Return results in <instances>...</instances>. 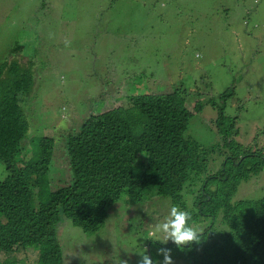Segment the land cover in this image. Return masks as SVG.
Here are the masks:
<instances>
[{
	"label": "trees",
	"instance_id": "16d2710c",
	"mask_svg": "<svg viewBox=\"0 0 264 264\" xmlns=\"http://www.w3.org/2000/svg\"><path fill=\"white\" fill-rule=\"evenodd\" d=\"M255 7L249 4L245 17ZM228 12L223 8L219 15ZM255 32L247 30L241 37L247 38L254 57H264ZM140 36L143 42L144 34ZM167 39L170 44L161 46L166 50L163 61L166 54L173 71L166 73V87L152 67L143 70L138 66L127 77L118 74L115 82H121L116 85V100L69 130L75 131L64 143L68 175L55 187L50 181L55 137L29 138L31 148L24 152L22 147L32 128L29 116L34 117L26 111L22 95L27 99L33 91L31 60L22 64L5 57L0 62V161L8 172L0 180V253L33 247L38 250L36 264H63L56 236L59 223L69 219L80 231L95 232L103 224L107 207L122 193L139 202L145 190L155 189L172 207L189 213L188 226L199 227L195 229L199 242L178 246L176 258L183 257L189 264H264V192L233 200L240 183L264 168V149L233 145L232 136L240 135L241 130L236 111L230 112L232 104L241 101L242 92L258 101L253 96L260 92V81L253 78L241 86L239 77L229 71L228 84L215 91L203 65L214 61L203 60L207 48L193 39H182L179 48L173 31ZM145 45H140L137 54H150L143 49ZM175 49L181 53L173 57ZM101 99L92 109L102 105ZM204 105L216 109L215 119L210 118L213 127L200 116ZM195 117L213 129L209 144L190 132ZM252 130L263 134L264 127ZM216 157L219 161L214 166Z\"/></svg>",
	"mask_w": 264,
	"mask_h": 264
},
{
	"label": "rangeland",
	"instance_id": "374dc122",
	"mask_svg": "<svg viewBox=\"0 0 264 264\" xmlns=\"http://www.w3.org/2000/svg\"><path fill=\"white\" fill-rule=\"evenodd\" d=\"M171 1L169 5L164 0H0V62L6 57L26 64L30 59L28 65L35 82L27 99L22 94L26 111L34 116H29L32 128L22 141L23 151L32 146L29 138L36 141L49 134L55 137L52 186L62 183L68 175L64 143L66 136L75 131L69 130L78 128L88 115L116 100V85L121 82H115L118 74L127 77L138 66L143 70L152 67L157 71V80L166 87V73L173 71V63L166 61V54L163 61L162 52L166 50L161 46L170 44L166 35L172 31L179 48L183 46L182 39H193L207 48L203 60L214 61L203 65L215 91L228 84L229 71L239 77L241 86L250 79H259L260 92L253 96L259 102L242 92L241 101L232 104L230 112L236 111L241 130L240 135L232 136L233 145L264 149V131L252 133L253 128L264 127V57H254L247 38L241 37L242 32L252 29L256 31V44L261 41L264 48V0ZM249 4L256 6L255 11L245 17ZM223 8L229 9L224 17L219 15ZM142 43L150 54H137ZM18 46V51L13 50ZM177 49L173 57L181 53ZM189 59L187 55L190 67ZM100 99L102 105L92 109ZM215 114V108L204 105L200 116L213 127L210 118L215 119ZM197 117L189 124L194 129L189 130L209 144L214 131ZM218 161L216 157L213 165ZM7 174L0 161V180ZM240 184L233 200L262 195L264 168ZM185 198L191 202L190 195ZM171 207L168 198L150 189L145 190L139 202L130 201L122 193L107 207L103 224L95 232H82L69 219L63 220L56 228L63 264H137L143 254L151 256L152 264H161L163 257L157 254L161 247L171 249L173 264H189L183 257L176 258L178 246L171 241L164 243L167 234L157 229L169 216ZM203 224H209V219ZM37 257V249L18 247L13 252L0 253V264H36Z\"/></svg>",
	"mask_w": 264,
	"mask_h": 264
},
{
	"label": "clouds",
	"instance_id": "9594fccd",
	"mask_svg": "<svg viewBox=\"0 0 264 264\" xmlns=\"http://www.w3.org/2000/svg\"><path fill=\"white\" fill-rule=\"evenodd\" d=\"M189 218L190 216L188 212L182 211L176 206L171 207L170 214L168 217H166L165 222L157 226L158 230H162L167 234L164 243L171 241L177 246L188 242L198 243L199 237L197 231L187 224ZM157 254L163 257L161 264H173L170 248H158ZM122 264H126V261L122 262ZM137 264H152V258L148 254L140 255L137 260Z\"/></svg>",
	"mask_w": 264,
	"mask_h": 264
}]
</instances>
